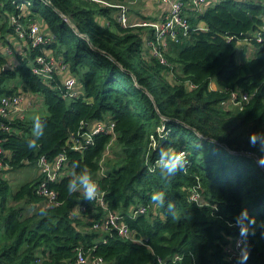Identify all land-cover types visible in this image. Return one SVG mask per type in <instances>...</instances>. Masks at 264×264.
Segmentation results:
<instances>
[{
    "label": "trees",
    "instance_id": "1",
    "mask_svg": "<svg viewBox=\"0 0 264 264\" xmlns=\"http://www.w3.org/2000/svg\"><path fill=\"white\" fill-rule=\"evenodd\" d=\"M23 1L30 2L29 16L20 9ZM50 1L0 0L2 31L15 33L11 15L22 24L38 15L51 33L45 44L18 54L15 66L0 54V99L18 91L6 82L21 78L24 89L41 94L48 108L37 149L27 147L32 120H13L0 134L8 166L0 172V264H78L80 250L103 257L106 264H159V259L228 264L224 248L241 235L240 223L247 225V244L237 264H264V162L258 163L264 152L249 143L252 132L264 131V31L261 42L250 40L254 57L237 59L244 34L262 31L264 4L220 0L197 16L187 9L193 28L201 22L206 27L190 43L172 44L170 68L147 57L144 37L152 29L123 27L116 8L86 0ZM47 51L64 58L80 86L79 97L65 98L59 78L48 84L32 71L37 56ZM236 89L253 96L243 110L224 108L222 102ZM108 119L115 121L114 137L98 133L83 151L69 147L73 133ZM160 148L184 151V170L165 179L157 164ZM63 149L69 174L50 184L60 204L41 216L40 177L13 189L5 173L36 166L41 156L53 161ZM107 149L112 153L105 156ZM76 165V171H91L108 208L122 215L143 243L93 228L92 220L104 210L81 193L67 192ZM156 191L174 204V216L151 201ZM195 191L205 204L191 200ZM139 206L148 212L133 217Z\"/></svg>",
    "mask_w": 264,
    "mask_h": 264
},
{
    "label": "built area",
    "instance_id": "2",
    "mask_svg": "<svg viewBox=\"0 0 264 264\" xmlns=\"http://www.w3.org/2000/svg\"><path fill=\"white\" fill-rule=\"evenodd\" d=\"M16 1V0H14ZM46 4H51L50 0H42ZM89 2L97 3L103 7H113L117 9V20L123 27L134 26H146L152 29L151 35L144 38V48L148 52L147 57L156 58L161 64L172 67L167 58L170 43L185 44L190 43L194 34L202 29L200 27L193 28L187 14V9L192 10L196 14H202L209 6H211V0H190L189 5L183 0H161L166 2L169 7L167 12L158 20H143L138 23L129 21L128 7L125 4H116L108 0H86ZM160 1V0H158ZM219 1V0H218ZM29 1H23L20 4V9L24 6H29ZM24 15V13H23ZM10 24L14 26L15 34L18 38L27 40L29 42V48H35L42 44H45L50 40L48 36L41 28V25L35 20L27 24H22L20 18L17 16H10ZM264 31V25L262 31L250 33L244 40L251 43V39L254 38L258 42L262 40V32ZM32 71L38 75L44 82L51 84L56 78L61 80L60 89L65 98L73 99L77 98L81 94L80 86L75 76L69 74L67 77H63L64 74L70 73L69 66L64 62V58L61 55H56L53 52H46L37 56ZM211 88L218 89L217 85ZM216 84V83H215ZM190 87H194L190 83ZM253 94H250L242 89L232 90L227 100L222 102V106L226 109L243 110L245 105L248 104ZM24 96L22 93H15L13 95L3 96L0 99V134L10 130V122L13 120L23 118L24 106H22ZM30 104V102H29ZM88 132H76L71 135L69 140V147L77 151H83L87 144H91L93 136L98 133H107L115 136V121L108 119L106 121L95 122L93 125L88 126ZM165 127L158 128V132L162 133ZM2 139H0V172L6 170L8 166L3 163L4 149L1 145ZM150 145L156 146V140L151 136ZM109 154V149L105 153V156ZM68 156L66 150L63 149L53 161L47 159L46 156H41L37 162L38 176L41 181L37 188V194L43 199L44 208H50L55 205H59L58 193L50 186L51 183L59 181L62 177L69 174ZM100 191L97 198L93 201L96 206H100L104 210V214L100 219H93V228L101 231H114L119 236L143 243V240L136 238L134 232L125 221L124 217L116 212L111 211L108 208V204L104 199V192L99 187ZM191 200L200 204H205L202 196L197 191L191 195ZM81 210L85 211L86 207L82 206ZM148 212V207L139 206L132 212V216L136 217ZM241 235L233 238L229 243L225 245L224 255L228 264H237V257L244 253L245 246L247 244L246 229L247 225L244 223L239 224ZM175 259H181L180 256H176ZM78 264H106V261L101 256H88L84 255L83 251L78 252L77 257ZM159 264H165L159 259Z\"/></svg>",
    "mask_w": 264,
    "mask_h": 264
},
{
    "label": "crops",
    "instance_id": "3",
    "mask_svg": "<svg viewBox=\"0 0 264 264\" xmlns=\"http://www.w3.org/2000/svg\"><path fill=\"white\" fill-rule=\"evenodd\" d=\"M109 1L112 3H116V4H125L128 7L129 21L133 23H138L143 20H153V21L158 20L167 12L168 7H169V5L166 2H163L161 0L160 1L158 0H123V1L109 0ZM211 1H212L211 4H215L219 2L220 0L219 1L211 0ZM239 1L264 4V0H239ZM28 8H29L28 6H24V8L22 9V13L29 16L30 11L28 10ZM188 12L190 13L192 12V10H188ZM193 13L196 16L198 15L195 12ZM115 16H117V13L115 14ZM29 18L34 19V21L35 20L38 21V23L41 25L42 30L47 35H51L42 17L37 15L35 18L34 17H29ZM4 21H5V17L0 12V54L7 58L8 65L12 67L18 64V60H17L18 54H21L24 56V54L28 52L29 42L27 40L18 38V36H16L15 33L4 31V30L2 31V25ZM100 21L103 23L107 22V20H105L104 18H100ZM199 27L202 29H205L206 25L203 22H201L199 24ZM150 34L146 35L144 38L149 37ZM12 39H14V41ZM172 44L174 43L173 42L170 43L168 53L171 50ZM238 45L239 46H238L237 59L240 62L254 57L256 48L250 42L246 40H241L239 41ZM47 52L51 53V51H47ZM69 74L70 73H66L63 75V77L65 78ZM169 79H172V77H170ZM213 85L216 86L215 83ZM6 86L10 88L11 87L17 88L18 89L17 93H22V95L24 96V99L22 102V106H24V111H23V118H21V120L22 119L32 120V117L35 114H39L41 117L47 115V114H44L43 111H41L46 106L44 103L43 96L39 93H34L31 91L25 90L24 89L25 83L21 78L9 79L6 82ZM94 123L95 122H93L92 125ZM37 170H35L33 178H35L38 175ZM11 171L12 170H10L9 172ZM33 178H31L30 180H32Z\"/></svg>",
    "mask_w": 264,
    "mask_h": 264
},
{
    "label": "clouds",
    "instance_id": "4",
    "mask_svg": "<svg viewBox=\"0 0 264 264\" xmlns=\"http://www.w3.org/2000/svg\"><path fill=\"white\" fill-rule=\"evenodd\" d=\"M46 123L43 117L39 114H35L32 117V138L27 141V147L29 150H35L39 147L38 140L43 136ZM250 146L258 148L261 152H264V131L252 132L249 136ZM153 147H156L153 145ZM264 162V156H260L258 163ZM187 161V156L184 151L166 150L164 148L159 149V158L157 161L161 175L165 178H171L177 174V172L183 171ZM71 174L67 184V192L69 195L73 193H81L84 200L89 202L94 201L100 191L98 183L93 178L91 171L88 168H82L76 171L75 168ZM151 201L159 207H167V210L173 216L175 215V206L171 201L166 200L164 192H153ZM39 214L44 216L47 214V209L41 208ZM246 215V212L241 214Z\"/></svg>",
    "mask_w": 264,
    "mask_h": 264
},
{
    "label": "rangeland",
    "instance_id": "5",
    "mask_svg": "<svg viewBox=\"0 0 264 264\" xmlns=\"http://www.w3.org/2000/svg\"><path fill=\"white\" fill-rule=\"evenodd\" d=\"M12 40L14 41V39ZM41 111H43L44 114H48V108L46 106ZM110 153H112V150L110 151ZM110 157H112V154L110 155ZM107 160L108 158H106V160H103L104 168H106V163H108ZM35 170H37L36 166H27L22 169L12 170L11 172H9L10 170H8L5 173V178L9 179V182L13 186V189H17L20 185L26 183L28 180L34 177Z\"/></svg>",
    "mask_w": 264,
    "mask_h": 264
},
{
    "label": "water",
    "instance_id": "6",
    "mask_svg": "<svg viewBox=\"0 0 264 264\" xmlns=\"http://www.w3.org/2000/svg\"><path fill=\"white\" fill-rule=\"evenodd\" d=\"M250 35V33H245L244 37H248Z\"/></svg>",
    "mask_w": 264,
    "mask_h": 264
},
{
    "label": "bare ground",
    "instance_id": "7",
    "mask_svg": "<svg viewBox=\"0 0 264 264\" xmlns=\"http://www.w3.org/2000/svg\"><path fill=\"white\" fill-rule=\"evenodd\" d=\"M213 86H215V85H213Z\"/></svg>",
    "mask_w": 264,
    "mask_h": 264
}]
</instances>
